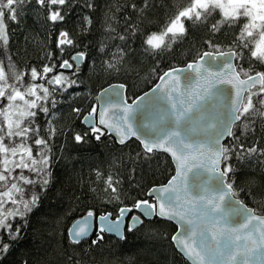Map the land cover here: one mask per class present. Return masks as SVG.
<instances>
[{
  "label": "snow or ice",
  "instance_id": "1",
  "mask_svg": "<svg viewBox=\"0 0 264 264\" xmlns=\"http://www.w3.org/2000/svg\"><path fill=\"white\" fill-rule=\"evenodd\" d=\"M78 3L0 0V257L22 241L56 187L68 211L83 199L115 210L97 214L93 203L76 216L61 238L70 249L92 231L87 251L105 234L158 233L159 217L175 222L169 244L190 264H264V205L246 202L251 189L236 178L250 161L264 169V0H85L80 34L55 31ZM29 9L48 41L37 57L22 59L35 42L23 23ZM13 22L25 31L23 45H13ZM177 43L187 45L186 62L171 55ZM71 48L80 50L65 58ZM101 75L104 86L93 91L91 77ZM141 80L144 90L129 97ZM65 105L73 117L66 122ZM77 119L86 131L74 127ZM103 140L111 143L89 168L95 181L74 171L68 184L58 181L69 143ZM162 171V183L146 185ZM66 214L46 213L36 224L55 230ZM65 258L83 264L78 254Z\"/></svg>",
  "mask_w": 264,
  "mask_h": 264
},
{
  "label": "trees",
  "instance_id": "2",
  "mask_svg": "<svg viewBox=\"0 0 264 264\" xmlns=\"http://www.w3.org/2000/svg\"><path fill=\"white\" fill-rule=\"evenodd\" d=\"M85 0H79L78 4H74L70 18L66 24L55 25V31H58L60 27H67L70 36H78L80 30L78 27L77 13L83 8ZM162 22V21H161ZM25 27L34 33L33 41L29 43L27 52L22 59L28 57H37L41 51H43L42 45H46L48 38L46 34V26L36 17L35 12L31 9L25 12V19L23 21ZM10 29H15L16 34L12 36L13 45H23L25 39V31L21 29L16 23H9ZM97 25H93V31H96ZM53 32L52 44L54 45ZM92 40L94 37H87ZM175 43V42H174ZM187 47L186 43L181 46L176 44L177 52L171 55L177 59V62H186L183 59L184 50ZM79 48H71L67 51L66 57L71 56L72 51H78ZM188 58H192L190 55ZM170 66V61L166 60L163 67ZM59 70V69H58ZM162 70V69H161ZM105 77L103 75L97 77H91V88L93 91H98L99 87H103ZM111 83V80L107 81ZM154 82V81H153ZM88 84V81H85ZM145 81L141 80L139 83L132 86V90L129 91V97L132 92L137 89L144 90ZM148 86H151L150 84ZM75 91H81V86H74ZM71 95V93H69ZM66 99V98H65ZM83 103V101H82ZM64 116L61 118L65 120L73 119L68 114L67 105L63 107ZM74 127L81 131H86V127L78 119L75 121ZM108 140L100 142H90L83 145H74L69 143L68 147L64 151V157L61 162L56 165V175L59 182L68 184V172L74 171L79 174L82 173L83 178L87 180H96L95 175H89L90 166L95 167L102 156L105 154L104 145L110 144ZM59 151V149H57ZM163 171H166L164 169ZM163 171L156 175H149L146 178V185L150 186L151 183H162ZM106 172H102L101 179ZM248 177H255L256 183L251 185L247 180ZM237 185L243 184L245 192L251 189L252 199L246 200L251 206L260 207L264 205V169L257 161H250L239 169L237 173ZM77 187V185H72ZM72 187H69L67 191H71ZM58 189L53 187L46 195H44V202L39 212H36L32 217V225L28 228L26 235L20 243L15 245L6 257H0V264H21V261L28 259L29 264H69L66 260V256L73 253L78 254L83 264H149L150 260L165 259L166 264H188L186 260L182 258L177 251H174L173 245L169 244V238L175 227L172 223L154 218L153 225H158L159 232L154 233L149 228H138L135 232H132L126 239H116L112 236L105 234L103 241L98 245L91 246V251H87L90 246V237L95 236V231L92 232L88 239H85L83 243L76 248L65 247L61 243L62 236L66 242L67 228L70 226L72 220L78 215H83L88 206L96 203L93 200L83 199L80 201L78 207L72 211H68L72 207L71 203L67 199L64 200V204L61 205L53 193ZM243 198V197H242ZM97 214L100 210L113 211L115 210L110 206H101L96 203ZM58 211L66 212V215L61 216L60 223L56 225L55 230L38 228L36 221L44 219L46 213H56ZM167 232L168 237H164L163 233ZM75 259L76 257L73 256Z\"/></svg>",
  "mask_w": 264,
  "mask_h": 264
},
{
  "label": "water",
  "instance_id": "3",
  "mask_svg": "<svg viewBox=\"0 0 264 264\" xmlns=\"http://www.w3.org/2000/svg\"><path fill=\"white\" fill-rule=\"evenodd\" d=\"M81 122H82V121H81ZM82 124H83V122H82ZM109 135H113V134H109ZM156 218L161 219V220H164V221H167V222H170V223H172V224L174 225V227H175V222H174V221H170V220H167V219H165V218H159V217H156ZM70 225H71V224H70ZM174 231H175V230H174ZM92 232H93V231H92ZM92 232L89 234V237L91 236ZM107 235L112 236V237L118 239V238L115 236V234H107ZM172 245H173V247H174V242L172 243ZM176 251L178 252V250H176ZM180 255L182 256V258H183L184 260L187 261V258H186V257H184L182 254H180ZM188 264H190V262H188Z\"/></svg>",
  "mask_w": 264,
  "mask_h": 264
}]
</instances>
